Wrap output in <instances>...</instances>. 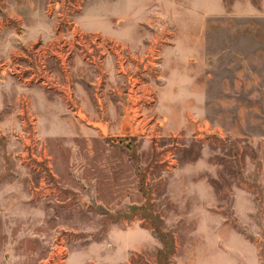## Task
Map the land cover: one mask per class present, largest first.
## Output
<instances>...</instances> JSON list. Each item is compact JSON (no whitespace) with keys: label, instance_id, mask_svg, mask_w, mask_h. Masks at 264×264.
Listing matches in <instances>:
<instances>
[{"label":"rangeland","instance_id":"obj_1","mask_svg":"<svg viewBox=\"0 0 264 264\" xmlns=\"http://www.w3.org/2000/svg\"><path fill=\"white\" fill-rule=\"evenodd\" d=\"M0 264H264V0H0Z\"/></svg>","mask_w":264,"mask_h":264},{"label":"crops","instance_id":"obj_2","mask_svg":"<svg viewBox=\"0 0 264 264\" xmlns=\"http://www.w3.org/2000/svg\"><path fill=\"white\" fill-rule=\"evenodd\" d=\"M87 18H89L88 16H87ZM95 21V20H94ZM93 21V22H94ZM92 22V21H91ZM92 22V23H93ZM82 23L85 25V27H86V29L88 30V31H90V32H93V31H96L97 30V28H96V26H94L92 23H89V22H83L82 21Z\"/></svg>","mask_w":264,"mask_h":264}]
</instances>
